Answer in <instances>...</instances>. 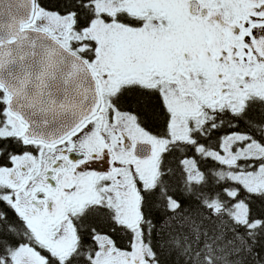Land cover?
<instances>
[{"label": "snow or ice", "instance_id": "obj_1", "mask_svg": "<svg viewBox=\"0 0 264 264\" xmlns=\"http://www.w3.org/2000/svg\"><path fill=\"white\" fill-rule=\"evenodd\" d=\"M0 264H264V0H0Z\"/></svg>", "mask_w": 264, "mask_h": 264}]
</instances>
